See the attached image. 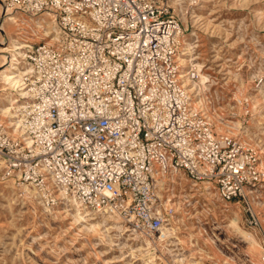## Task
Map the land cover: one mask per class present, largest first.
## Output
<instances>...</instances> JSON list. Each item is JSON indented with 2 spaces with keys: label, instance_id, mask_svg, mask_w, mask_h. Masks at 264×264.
<instances>
[{
  "label": "built area",
  "instance_id": "2783aa9c",
  "mask_svg": "<svg viewBox=\"0 0 264 264\" xmlns=\"http://www.w3.org/2000/svg\"><path fill=\"white\" fill-rule=\"evenodd\" d=\"M11 8L51 11L59 30L28 45L26 96L13 100L18 123L0 112L2 179L48 204L64 190L160 236L177 207L159 180L188 176L243 203L247 224L261 228L249 201L264 184L261 156L241 137L217 133L194 102L185 79L198 74L180 62L185 31L170 0H0L1 17Z\"/></svg>",
  "mask_w": 264,
  "mask_h": 264
},
{
  "label": "rangeland",
  "instance_id": "374dc122",
  "mask_svg": "<svg viewBox=\"0 0 264 264\" xmlns=\"http://www.w3.org/2000/svg\"><path fill=\"white\" fill-rule=\"evenodd\" d=\"M179 2L182 11L176 12L172 6V13L185 31L182 47L183 40L191 38L194 48L189 58H197L194 63H202L211 79L210 87L202 96L194 95V102L206 97L204 103L208 107L200 108L209 115L217 133H229L249 142L259 151L260 166L264 169V0ZM201 5L206 7L197 11ZM16 11L22 20L18 24L4 26L7 16H0V28L4 27L0 31V47L2 43H9L10 30L20 33L14 35L17 47L53 37L54 31L50 38L46 37L44 27H37L32 19H50L59 29L51 11L35 16ZM186 12L193 14L184 23L181 15ZM44 25L47 26L43 22ZM21 51L25 53L26 48ZM8 55L0 52V64L8 61ZM24 56L19 57L21 63L17 68L10 69L12 75L23 76L28 72ZM2 85L0 81V108L15 105L13 100L21 94L26 96L23 86L8 94L1 90ZM241 86L246 87L248 98L239 105ZM215 113L222 114L228 125L240 122L239 133H230L229 127L220 129ZM180 182L163 188L164 196L172 198L177 207L172 218L174 223L168 227H175L183 240L179 243L172 239L175 243L170 247L175 254L186 258L184 263L174 264H264V184L249 195L262 222L261 228L255 230L246 222L248 215L243 203L226 202L213 185H195L188 176H182ZM27 189L31 193H26ZM60 200L57 204H48L31 187L20 186L0 175V264H146L141 255L145 242L130 230L117 227L127 226L123 219L120 223L105 220L87 208L83 213L85 218L76 219L75 207ZM246 231L254 234L257 241L249 239ZM252 241L260 247L249 256L248 243ZM162 262L169 264L163 259Z\"/></svg>",
  "mask_w": 264,
  "mask_h": 264
},
{
  "label": "bare ground",
  "instance_id": "6f19581e",
  "mask_svg": "<svg viewBox=\"0 0 264 264\" xmlns=\"http://www.w3.org/2000/svg\"><path fill=\"white\" fill-rule=\"evenodd\" d=\"M171 4H172L171 6H174L176 8V12L179 10L182 11V8L180 7L179 0H172ZM205 7H206L205 5H201V7H199L197 11L203 10ZM15 11H16L15 9H12V8L9 9L8 15H7L5 22H4V26L7 23H11V24H13V23L18 24L19 22L21 23L22 20L19 19V18H21V16L16 15L17 11L16 12ZM186 13L181 15V18L183 19L184 23L187 22V17H189L190 15L193 14V13L188 12L187 13L188 15H187ZM30 15L35 16V14H30ZM195 17L196 16H194L193 18H195ZM31 21L37 27H44L45 33L43 35H46V37H49L51 35V33L54 31L53 32L54 33V39H56L58 33H55V32H58L59 29L56 28L55 25H53V21H51L50 19H45V18L32 19ZM194 21L197 22L198 20L195 19ZM43 22L47 26H45V25L42 26ZM194 27H197V25L195 24ZM48 28L53 29V30H48ZM3 29H4V27L2 29L0 28V31H2ZM15 34H20V33L16 32V30H10L9 31V35H10L9 43L8 44L2 43L1 44L2 47H0L1 53H8L9 54L8 55V61H6V63H2V66H1V68L5 67V70L3 69L0 71V81L3 83L1 90H6V92L8 94L9 93L11 94L13 89L15 90V88H19L20 86H22L24 84V75L23 76L22 75H12L10 72V69L17 68V65L19 63H21V60L19 57L24 56V54H25L21 50H24V48H26V50H27V48L29 47L27 44L24 46H18L17 47V43H16L17 39L14 40ZM35 35H37V34H35ZM190 39L186 38L183 40V50L184 51L182 53L183 56L180 57V62L183 66H188V68L185 71H188L189 68L192 67V72H197V74H198L197 80H190L189 78H186L185 82L189 86L191 92L194 93V95L197 94L199 96L200 95L202 96L210 87L211 79H210L209 75L204 72V65L202 63H198V62H197V64L194 63V61L197 58H193V59L189 58V56H191L190 54L194 48V43ZM6 57H7V55H6ZM184 76H187V73H185ZM245 88H246L245 86H241L239 89L240 90V98H239L240 101H244L248 98V96L246 95V89ZM201 98L199 97V101L196 102V105L198 107L203 106V108L208 107L207 104L204 103V101L206 100V97H204L202 99ZM15 107H16L15 105H6L5 107L0 108V110H2V114L4 117H6V118L8 117V118H11V120H13V119L15 120V122L12 123L13 125L18 123V121L16 120ZM213 116L216 118L217 122H219V128L220 129L229 127V129H227V130L228 131L230 130L229 131L230 133H239L240 129L242 128V124L240 122H234L233 121L234 123L233 122L232 123L234 125H232V126L226 124L227 122L226 121H225L226 123L224 122V118H223L222 114L215 113V114H213ZM165 180H167V179L161 178V180H159V184H160L161 189H163L165 187L164 186V183H166ZM170 182H172V183L174 182V183H178V184L182 183V182H180V180H177V178H175V175H171ZM168 185H169V183H167L166 186H168ZM26 193H31V192L29 191V189H27ZM58 197H59L58 198L59 200L60 199L62 200V201L60 200L62 202V204L71 205V206L75 207V209L77 211L76 215L78 216V218H76V219L85 218V215H83V213L86 212L87 209L85 207H83L82 204L75 197L68 195L64 190L59 191ZM54 204H57V203H54ZM93 212L102 215V217L105 220L106 219H113L117 223H120L122 220V217L120 215L114 214V213H111V212H108L105 210H96ZM72 215H73V213H72ZM238 221H239V219L237 217L235 223L237 224ZM117 227H119L121 230H125V231L130 230L135 235L136 238L145 242L144 247H142V250H141V255H142V259L145 261L146 264H163L162 259H163V261H167L169 264L184 263L185 262L186 258L180 257L179 255L175 254L176 252L174 253L173 249L170 247L172 245V243H175V241H173L172 239L179 241V243L183 242L182 238L176 234L177 232H176L175 227L165 228L163 233L160 236L155 235V234L139 233L137 231L130 229L128 226H125V225H120ZM246 233H247V237L249 239H253V240L257 241L254 234L249 233L247 231H246ZM255 241L248 243V244H250L249 252H248L249 256H252L253 253H256V251L258 250V247H260V245L258 243H254ZM166 258H167V260H166ZM197 263H195V264H197Z\"/></svg>",
  "mask_w": 264,
  "mask_h": 264
}]
</instances>
